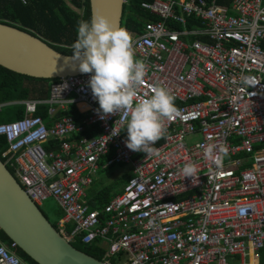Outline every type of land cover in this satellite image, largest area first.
<instances>
[{
    "label": "built area",
    "instance_id": "obj_1",
    "mask_svg": "<svg viewBox=\"0 0 264 264\" xmlns=\"http://www.w3.org/2000/svg\"><path fill=\"white\" fill-rule=\"evenodd\" d=\"M139 7L150 19L137 30L123 27L132 35L136 57L147 65L137 99L150 96L156 84L175 96L176 112L153 145L157 152L130 150L121 123L126 114L101 118L90 74H79L51 81L47 96L18 100L22 117L0 122L7 142L2 161L36 207L55 200L62 237L100 239L110 264H253L252 255L259 264L264 0H141ZM74 8L83 14V6ZM37 105H46L54 119L48 125L35 114ZM72 105L80 108V121L57 117ZM87 127L96 130L88 135ZM194 134L200 139L187 145L185 138ZM47 142L57 147L45 149ZM209 143L228 146L220 168L204 158ZM186 162L197 165L196 178L184 177ZM113 164L127 166L131 175L106 205L90 209L92 175ZM0 264L30 263L15 242L0 238Z\"/></svg>",
    "mask_w": 264,
    "mask_h": 264
},
{
    "label": "clouds",
    "instance_id": "obj_2",
    "mask_svg": "<svg viewBox=\"0 0 264 264\" xmlns=\"http://www.w3.org/2000/svg\"><path fill=\"white\" fill-rule=\"evenodd\" d=\"M72 53L71 60L80 73L90 74L88 83L98 100V111L103 113L101 118L126 114L121 121L127 129L126 146L132 151L155 154L153 145L165 134V121L176 112L175 96L166 86L156 84L150 96L137 99L147 65L136 57L131 33L97 13L90 20L79 21ZM228 151L224 143H209L203 154L205 160L220 168ZM182 173L196 178L198 167L186 162Z\"/></svg>",
    "mask_w": 264,
    "mask_h": 264
},
{
    "label": "water",
    "instance_id": "obj_3",
    "mask_svg": "<svg viewBox=\"0 0 264 264\" xmlns=\"http://www.w3.org/2000/svg\"><path fill=\"white\" fill-rule=\"evenodd\" d=\"M88 2L90 19L99 13L121 27L123 0ZM72 55L54 49L38 35L0 22V65L11 71L43 79L82 74ZM0 230L37 264H110L62 237L1 159Z\"/></svg>",
    "mask_w": 264,
    "mask_h": 264
},
{
    "label": "trees",
    "instance_id": "obj_4",
    "mask_svg": "<svg viewBox=\"0 0 264 264\" xmlns=\"http://www.w3.org/2000/svg\"><path fill=\"white\" fill-rule=\"evenodd\" d=\"M140 1L129 0L123 5L121 27L137 30L141 28L143 21L150 19L139 7ZM72 3L74 7L83 6L82 15L64 0H27L26 3H22L20 0H0V22L42 37L49 45L62 53L73 54L72 46L77 39L78 23L80 20H90V12L88 0H84L83 3L81 0H72ZM191 24H195V22H189L188 28H191ZM175 29H180V27L177 26ZM54 80L56 79L32 78L0 65V122L13 121L22 117L23 105L18 100L33 96H47L49 85ZM79 109L76 105H72L67 111H58L57 117L72 115L77 121H80ZM35 114L39 115L46 125L54 120L47 115L46 105H37ZM95 130V127H87L85 134L92 135ZM43 146L45 149L56 148L57 144L47 142ZM6 147V139L0 135L1 160H4L1 157V152ZM8 169L13 173L11 167L8 166ZM111 198L108 187L101 189L88 199L90 209L102 208ZM61 216L62 212L59 211L56 221L51 223L54 228H57L56 222ZM72 228V225L66 226L68 231ZM0 238L4 241H11L1 230ZM71 243L95 258H104V249L100 239L92 240L91 243H83L76 239ZM17 252L30 264H37L18 247ZM259 256V264H264V248L260 250ZM251 260L253 264L257 263L254 255L251 256ZM111 264H115V262L112 260Z\"/></svg>",
    "mask_w": 264,
    "mask_h": 264
},
{
    "label": "rangeland",
    "instance_id": "obj_5",
    "mask_svg": "<svg viewBox=\"0 0 264 264\" xmlns=\"http://www.w3.org/2000/svg\"><path fill=\"white\" fill-rule=\"evenodd\" d=\"M199 139L200 135L198 134L189 135L185 138V142L187 145H192ZM124 170H128L127 166H122L119 164H113L104 169L99 168L97 172L92 175V182L87 188L88 199H90L92 192H99L105 186L109 187L111 191L112 189H116L117 191L118 187L123 182L121 174ZM38 208L50 223L56 221L60 209L54 199H45Z\"/></svg>",
    "mask_w": 264,
    "mask_h": 264
},
{
    "label": "crops",
    "instance_id": "obj_6",
    "mask_svg": "<svg viewBox=\"0 0 264 264\" xmlns=\"http://www.w3.org/2000/svg\"><path fill=\"white\" fill-rule=\"evenodd\" d=\"M81 108H83V107H85L83 104H80L79 105ZM120 165V164H119ZM122 166H124V165H122ZM128 168V167H127ZM131 175V170H130V168H128V170H124V171H122V174H121V177H122V179H123V182H122V184L118 187V189H117V191H116V189H112V191H111V189L109 188V195H110V197H113L114 195H116V194H118L120 191H121V188L123 187V184L126 182V179L129 177ZM104 188H107V186H105ZM103 189V188H102ZM98 192H96V193H94V192H92V194H91V197L92 196H94V195H96ZM90 206V205H89Z\"/></svg>",
    "mask_w": 264,
    "mask_h": 264
},
{
    "label": "bare ground",
    "instance_id": "obj_7",
    "mask_svg": "<svg viewBox=\"0 0 264 264\" xmlns=\"http://www.w3.org/2000/svg\"><path fill=\"white\" fill-rule=\"evenodd\" d=\"M84 105V104H83Z\"/></svg>",
    "mask_w": 264,
    "mask_h": 264
}]
</instances>
